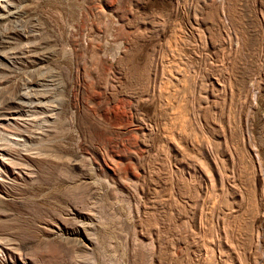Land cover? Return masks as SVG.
I'll list each match as a JSON object with an SVG mask.
<instances>
[{
  "label": "rangeland",
  "instance_id": "1",
  "mask_svg": "<svg viewBox=\"0 0 264 264\" xmlns=\"http://www.w3.org/2000/svg\"><path fill=\"white\" fill-rule=\"evenodd\" d=\"M0 264H264V0H0Z\"/></svg>",
  "mask_w": 264,
  "mask_h": 264
},
{
  "label": "bare ground",
  "instance_id": "2",
  "mask_svg": "<svg viewBox=\"0 0 264 264\" xmlns=\"http://www.w3.org/2000/svg\"><path fill=\"white\" fill-rule=\"evenodd\" d=\"M246 77V76H245ZM186 86V85H185ZM187 87V86H186ZM189 117V116H188ZM186 120L187 119V111L185 108L183 107H180L179 111H178V115H177V121H178V124H179V127L180 129L183 130V128L185 127V123H186ZM176 121V119H175ZM174 121V123H176ZM250 211V210H249ZM249 217H248V227L249 228H252L255 223L259 220L258 218H256V215L254 214L253 210L249 212ZM246 223V222H245ZM247 234V233H245ZM248 236V234H247ZM246 238H249V237H246ZM251 238V237H250ZM248 243V242H247ZM249 244V243H248ZM246 249H244V253H248L249 251H252L254 249V246L253 245H247L246 247H244ZM243 249V248H242Z\"/></svg>",
  "mask_w": 264,
  "mask_h": 264
}]
</instances>
